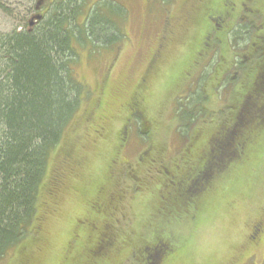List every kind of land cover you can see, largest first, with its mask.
<instances>
[{
  "label": "rangeland",
  "instance_id": "rangeland-1",
  "mask_svg": "<svg viewBox=\"0 0 264 264\" xmlns=\"http://www.w3.org/2000/svg\"><path fill=\"white\" fill-rule=\"evenodd\" d=\"M0 1L11 10V16L0 10V34L19 29L27 19L43 12L42 5L38 11L33 9L35 0ZM113 1L119 2V7L127 12L122 26L126 38L112 49L78 48L79 57L74 72L92 95L84 102L61 145L51 155L49 172L38 202V235L35 234L34 242L27 241L14 247L13 252L0 259V264H62L69 243L80 226L76 225L77 220L88 215L84 212L87 211L93 190L109 171L114 172L109 166L110 160L124 161L121 151H117V143H120L117 134L128 115L126 103L134 92L142 96V121L151 123L153 139L148 142L147 138H142L145 135L139 134V120L135 119L129 127L133 141L125 151L130 165L124 167L123 171L134 169V174L139 178L121 171L114 172L117 174L116 188L121 193L119 208L113 213V218L116 216L118 220L113 224L117 239L129 235L127 248H134L139 240L150 242L153 234L157 236L162 233L164 237L178 240L182 251L165 264H264V157H251L252 175L246 184L250 193L244 198L239 197L240 200L233 204L235 209L228 207L226 211H220V215L219 210L218 213L212 210L200 216L198 210L185 213L175 206L167 207L170 211H162L168 216L162 217L158 226L153 216L157 211L150 206L157 197L153 191L157 180L161 179L159 169L156 168L155 174H151L156 177L146 178V167L137 165V155L147 151L152 143L162 150L160 155L152 156L161 157L163 162L160 165L169 168L175 162L179 164L188 149L193 151L188 146L195 131L202 132L207 126H210V132L216 131L219 125L222 128L231 121L236 112L239 86L248 78L247 73L254 63L258 64L255 62L258 57L254 43L260 40L261 34L254 25L258 26L263 17L258 21L251 17L250 28L245 26L244 32L236 31L233 35L232 32L215 50H209L213 56L205 62L207 64L202 71L205 86L209 89L205 94L203 80L200 79L202 67L196 64L200 59H196L200 48L193 53L201 32L200 22L196 15L187 19L190 10L187 3L198 0H170V4V1L165 3L160 0ZM234 2L240 10L251 7L247 0ZM256 2L264 5V0H255L252 3L254 9L257 8ZM159 52L162 57L157 62L156 72L150 76L148 87L144 89L140 83L145 67L149 65L152 55L156 59ZM201 104L209 109L206 117L197 111L196 107L200 108ZM250 107L253 108V104ZM182 109L186 113L184 122L178 118ZM86 115L90 120L89 125H84ZM189 116L192 120L186 122ZM102 127L106 129L108 139L101 137L104 133ZM141 131L146 133L145 129ZM259 138L261 142L256 144L258 154L264 153V133ZM63 143L77 144L75 158L81 167L76 177L66 181L63 190L51 199L55 191L52 180L56 177L55 168L59 166L62 152L59 148L63 147ZM198 153H192L191 157H196ZM123 175H128L133 182L127 177L123 178ZM171 210L179 213V216L169 215ZM255 225L263 229L257 235V245L251 239ZM156 228L159 229L154 232ZM21 249H24V253ZM119 261L122 263V256L116 258V263ZM129 263L130 259L123 264Z\"/></svg>",
  "mask_w": 264,
  "mask_h": 264
},
{
  "label": "trees",
  "instance_id": "trees-1",
  "mask_svg": "<svg viewBox=\"0 0 264 264\" xmlns=\"http://www.w3.org/2000/svg\"><path fill=\"white\" fill-rule=\"evenodd\" d=\"M160 1L167 3L170 0ZM216 1H218L216 12H219L225 0ZM170 3L171 1L168 2ZM258 4V10L263 17V22L259 25L262 30H259L264 36V5ZM40 6L43 12L36 15H40L41 18L38 21L34 20L32 26L29 25V21L33 16L23 22L19 29L0 34V259L8 256L19 244L27 241L34 242V236L39 230L36 223L40 221L39 196L49 172L51 155L61 145L67 129L81 112L84 102L92 95L91 90L76 77L74 72V66L79 57L78 48L87 46L92 49H112L114 45H119L126 38L122 26L127 12L119 7V2L35 0L33 9L38 11ZM199 6L188 11L189 18L196 15L200 25L202 22L204 24L208 22L207 25H203L204 29H201L193 53H196L202 45L203 36L206 33L204 31H207L208 25L211 26L212 23L209 21V14L200 11ZM0 10L7 16H11V10L1 1ZM183 12L185 13L186 10ZM210 15L217 17L218 13ZM263 43L264 38L257 43L260 47L255 48L258 57L255 62L258 64L254 63L249 70L250 86L247 82L243 90L238 92L236 112L232 116L234 125L228 128L227 126L221 128L219 125V128L212 132L209 131L210 126L205 127L202 132L195 131L188 146L189 148L191 146L193 151L186 149L190 155L199 151L196 157L187 159L190 163H197L200 156L211 152L213 139L223 142L231 132H235L234 148L230 150L235 152V157L240 158L235 159L234 165L232 164L228 171L226 169L225 172L214 176L211 181L213 189L206 196L190 192V183H186L185 188L181 185L184 178L188 180L194 178L183 172L185 168L182 167V161L179 164L175 162L169 168L160 165L161 179L157 180L153 191L157 193V197L152 200L150 206L157 211L155 214V211L153 212L157 226L160 225L158 222L162 217L168 216L166 212H163L170 211L167 207L175 206L177 209H183L185 213L198 210L200 215L212 210L218 213L219 210L220 215V211H226L228 207L235 209L236 206L233 204L249 195L246 184L251 180L252 175L251 157H264V153L258 154L256 151V148L258 150L256 144L261 142L259 136L264 133V122H262L264 120V89L258 93L254 91L263 65L260 61L264 57ZM248 96L252 99L250 104H253L251 121L249 125L246 123L240 125L243 122L240 111L244 108L243 104ZM196 108L199 114L208 116L209 109H206L205 105L201 104L200 108ZM181 111V116L178 118L184 122L186 113L183 109ZM85 117L84 125H89L88 115ZM137 120H139V134L144 135L145 133L141 131L144 129L142 121ZM191 120L192 117L189 116L186 122ZM147 134L151 135V130ZM64 144L62 148H59L62 152L59 166L55 168L56 177L54 176L52 180L55 191L51 199H54L72 178L68 163H75L77 144ZM223 145L219 144L220 147ZM158 158L154 157L155 160ZM64 159H66L65 162ZM185 172L188 171L185 170ZM76 174L77 171L74 175ZM115 177V173L109 171L93 190L90 200L94 199L96 191L102 193L101 195L106 191L111 195L115 192L109 205V207H115L118 190ZM49 185L50 182L47 186ZM168 213L172 217L179 216V213L174 210ZM158 229L156 228L154 232ZM83 233L86 234L89 231L85 229ZM37 241L38 239L35 245ZM182 249L183 247L178 251L175 250V253L181 252ZM21 250L24 253V249ZM174 258H171V261Z\"/></svg>",
  "mask_w": 264,
  "mask_h": 264
},
{
  "label": "flooded vegetation",
  "instance_id": "flooded-vegetation-1",
  "mask_svg": "<svg viewBox=\"0 0 264 264\" xmlns=\"http://www.w3.org/2000/svg\"><path fill=\"white\" fill-rule=\"evenodd\" d=\"M217 2L218 1L216 0H198L187 3L190 6V9L197 5H200V11H205L204 13H208V16L210 17L209 21L212 22L211 26L208 25V30L204 31L206 33L203 36L202 45L199 47L200 54L198 55L199 57H196V59L200 58L198 61H201L200 64L197 63L198 61L196 62V64L197 66L200 65L199 67H202V70L200 71V79L203 80V91L205 94L208 93L209 89L205 86V77H203L202 71L206 66L205 64H207L205 62L209 60V57L213 56V54H211L209 50L212 48H214L215 50V48L218 47L221 43H223L224 39L226 40V38H228L232 32L233 35L236 31L244 32L243 29H245V26L250 28V24L252 22L251 17L256 18L257 21L261 17L260 10H258V7L256 9L252 8V3H255V0H247V2L250 3L251 7L246 6L247 8H245L244 10L238 9L237 4L234 2V0H225V4H223V8L221 9L222 12H216V10L218 9ZM243 11L246 12L244 13ZM211 13H218V15H216L217 17H212L213 15H210ZM189 16L190 14L189 12H187V19L189 18ZM207 22L205 24L202 22L201 25H199L202 30L204 29L203 25H207ZM260 24L261 22L259 21L258 26H254L258 28ZM259 29H261V26L259 27ZM261 38L263 39L264 36L260 35V40ZM258 42L256 41L254 43L255 48L260 47V45L257 44ZM158 54V57L156 59H153L152 57L149 62V65H146L145 67V71L140 83L141 87L143 88L148 87L150 76L156 72L157 62L162 57L160 52ZM260 61L261 63H263V65L262 69H260V75L258 79L259 81L258 83H256L258 85L257 87H255L254 90L257 93L263 91L264 89V57H262V60L260 59ZM249 73L250 71H248L247 77L250 76ZM250 81L251 79L249 80V78L245 79L242 85L239 86L238 91L243 90L244 84L246 85L247 82H249L250 86ZM231 89L233 90V87ZM130 99L131 102H129ZM250 100L251 98L248 96L247 100L243 104V122L240 125L245 123L248 125L250 124ZM129 101V103H126V111L128 115L126 116V118H124V121L122 122L119 128V132L117 134L118 139L120 141V143H117V151L118 149L121 151V158L124 161H117L116 159H113L109 163V166L113 168L115 173L121 171V173L124 172V174H129L130 177L139 178L134 174V169H126L123 171L124 167L130 165L129 160L126 159L125 154L127 152L126 150L129 148V145L133 141L131 138V133H129V127L132 126L135 119H140L142 121V119L144 118L141 94L134 92L131 95V98L129 97ZM259 112L261 111L259 110ZM262 118L263 117H261V119ZM233 119L234 117H232L231 121L226 125L227 128L233 124ZM202 123L205 122L203 121ZM142 124L146 131L144 135L149 140L148 142H151L153 138L151 137V135L148 136L147 134L148 131L151 130V123H149L148 121L147 123L142 121ZM101 130L104 132L101 137L108 139L106 129L102 127ZM95 133H98V131L95 130ZM234 133L235 132H231L230 136L225 138L226 141H224L226 142V144L224 141V143L222 141L220 142L219 139H213L214 141H211L213 144V149L210 153H204V155L200 156L198 158V161L196 160L197 163L188 162L187 159L191 157L190 153L186 152V154L183 155L182 167L185 168L183 172L187 175L194 176L192 180L184 178V180L181 182V185H183L184 188L186 187V183H190V192L196 194H205V196L209 194V192L213 189L211 186V181L214 176L218 175L219 173L225 172L226 169L228 171V168L230 169V166L232 164L234 165L235 159L240 158L235 157V152L230 150V148H234ZM141 139L142 138H140L139 140ZM219 144L224 145L220 147ZM161 153L162 150L157 147L154 143H152L147 149V151H144L143 153L137 155V165L139 167H146V175L144 172V177H156L155 175H151L153 174L156 168L161 171L160 163L163 162L161 161V157H159L158 160H155L154 157H152L154 155H160ZM65 161L66 159H64V162ZM74 161V164L68 163L70 165V170L72 173L71 177L76 176L74 175V173L81 167V164L75 157ZM155 164H157L158 167H156ZM185 170H187L188 172H185ZM115 175L117 176V174ZM122 177H127L128 180L133 182V180L128 178V175H123ZM101 194L102 193L96 191L94 199L88 201L87 203V211L84 212V214L88 215L84 216L82 219L77 220L76 225H80L78 227L81 228L78 232V227L76 226L77 232L74 233V236L69 243L68 252L62 264H120V261L116 263V258L118 259L121 256V264L125 263L128 259H130L129 264H165L167 262H170L171 258L177 256L178 253H175V250L178 251L179 246L181 247L179 241H175V239H171L168 236L164 237L163 235L155 236L153 234V238L150 242L139 240L134 248H127V246L129 245V235H125L123 239L118 240V235L114 230L115 227L113 226L114 223L118 222L116 216L113 218V213L115 214L117 209L119 208L118 204L121 199V193L118 189L116 192L117 205L115 207H109L112 202V198H114L113 194L111 195V193H108L107 191L105 192V194ZM252 228L253 237L251 239L257 245L259 241L257 239V235L260 234L263 229L260 225H255ZM85 229H87L89 233L84 234L83 230ZM161 236L165 240L162 239ZM82 241H84L83 244H81Z\"/></svg>",
  "mask_w": 264,
  "mask_h": 264
},
{
  "label": "water",
  "instance_id": "water-1",
  "mask_svg": "<svg viewBox=\"0 0 264 264\" xmlns=\"http://www.w3.org/2000/svg\"><path fill=\"white\" fill-rule=\"evenodd\" d=\"M40 18H41L40 15L33 16V17L30 19V21H29V25L32 26L33 21H34V20H37V21H38V20H40Z\"/></svg>",
  "mask_w": 264,
  "mask_h": 264
}]
</instances>
